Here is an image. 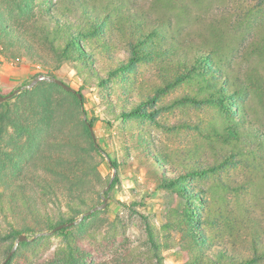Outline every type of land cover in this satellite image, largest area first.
I'll return each mask as SVG.
<instances>
[{"label": "trees", "instance_id": "16d2710c", "mask_svg": "<svg viewBox=\"0 0 264 264\" xmlns=\"http://www.w3.org/2000/svg\"><path fill=\"white\" fill-rule=\"evenodd\" d=\"M0 54L41 66L35 77L63 81L56 70L70 62L82 82L73 92L41 80L13 103L0 102L4 190L37 221L0 231V264L22 233L52 230L98 205L101 190L87 177L97 173L103 147L85 108L89 87L102 91L108 124L120 122L124 157L147 165L174 199L164 241L148 224L153 264H166L170 247L186 254L184 264H264V212L247 198L264 201V0H0ZM142 66L155 68L156 82L144 80ZM178 88L183 92L168 99ZM188 106L211 109L205 126L160 121ZM153 126L195 130L197 141L171 149L155 139ZM108 158L118 169V159ZM237 168L245 180L221 178ZM229 192L238 202L233 210ZM104 213L21 241L7 264H92L108 242L96 225Z\"/></svg>", "mask_w": 264, "mask_h": 264}, {"label": "rangeland", "instance_id": "374dc122", "mask_svg": "<svg viewBox=\"0 0 264 264\" xmlns=\"http://www.w3.org/2000/svg\"><path fill=\"white\" fill-rule=\"evenodd\" d=\"M116 53L124 55L121 50ZM141 68L144 69L142 74L144 80L149 83L157 81L154 67L142 66ZM41 70V66L32 64L26 58L20 62H13L0 54L1 93L8 95L14 90L22 88L26 82L33 81L32 78ZM56 73L73 88L79 89L82 82L72 63L63 64L61 68L56 70ZM182 92L183 88H178L167 98L172 99ZM17 94L8 100L13 103ZM84 94L86 96L85 108L88 116L96 119L94 131L99 136L103 147L102 157L98 156L100 164L97 173L87 177V183L93 190H101L102 197L98 200V205L104 202V198L108 200V205L105 208L106 213L96 220V225L100 228L101 233L108 235V242L94 254L91 259L92 264H153L154 247L149 239L148 224H155L156 232L162 235L161 240L164 241L162 225L169 208L174 205V199L170 193L156 185L155 178L147 165L134 160L130 161L124 157V151L121 150L118 140L120 122L113 121L109 125L104 119L108 114L103 102L102 91L97 87H89L84 89ZM211 114L209 107L188 106L162 114L160 121L167 126L184 122L200 123L205 126L211 118ZM152 133L156 140L168 145L171 149L183 150L197 141L195 130L192 129L170 130L153 126ZM4 145L11 150L9 144L3 143L2 146ZM108 155L112 159L117 158L120 162L119 168H116L120 181L106 196L103 189L108 186L115 172ZM8 165L9 162H6L7 167ZM2 169L0 162V231L9 232L13 227L21 228L25 225L36 227V219L28 214L27 209L20 204V200L16 203L18 206L12 205L10 196L4 190L6 187L1 179ZM246 176V171L237 168L230 169L221 178L229 181H242L246 179ZM23 180L28 186L32 185L30 177H24ZM7 181L16 183V180L10 178ZM247 198L250 204H255V209L259 213L264 212V201H257L251 195H248ZM226 203L228 209L237 208L238 202L233 192H229ZM36 233L26 234L33 237ZM172 234L176 236L175 233L172 232ZM4 244L5 242L2 241L0 246L3 257L5 256ZM163 253L166 264H184L186 260V254L177 247L166 248ZM16 259L13 257L12 263Z\"/></svg>", "mask_w": 264, "mask_h": 264}, {"label": "water", "instance_id": "95a60500", "mask_svg": "<svg viewBox=\"0 0 264 264\" xmlns=\"http://www.w3.org/2000/svg\"><path fill=\"white\" fill-rule=\"evenodd\" d=\"M41 80H49V81H53V82H56L60 85H62L66 90H69V91H73V92H77V90L75 88H73L71 85L65 83L63 80L59 79V78H52L51 76L49 75H41V76H38L36 77L30 84H26L24 85L22 88H18L16 90H14L13 93L11 94H8V95H3L0 91V102H3L5 100H8L9 98H11L12 96H14L15 94L21 92L23 89H27V88H33L39 81ZM78 96L79 98H81V94L78 93ZM84 118L87 119V115L86 113L84 114ZM91 130H92V134H93V137L94 139H96V135H95V132H94V128L91 126ZM111 162V161H110ZM115 169V172L113 174V176L111 177L110 179V182L108 184V186L105 188L104 191L108 190L113 182V180L115 179V177L117 176V171H116V168ZM108 205V200L107 198H104V202L100 205H97V206H94L93 208L85 211L81 216L80 218L76 219L75 221L73 222H69V223H64V224H60L58 226H56L55 228H53L52 230H48V231H42V232H38L36 233L33 237H30L28 236L26 233H22L19 238L17 239V242L15 244V246L12 248V250L9 252V254L7 255V257L4 259V261L2 262V264H7V262L12 258L13 254L15 253V251L17 250V247L19 245V243L21 241H25V240H34L36 238H38L39 236H42V235H53L57 230L65 227V226H72V225H75V224H78L80 223L84 218L85 216H89L91 215L93 212H96L98 210H103L107 207Z\"/></svg>", "mask_w": 264, "mask_h": 264}]
</instances>
